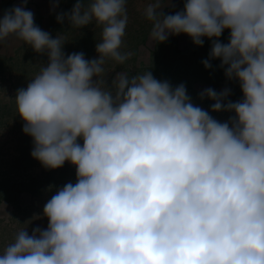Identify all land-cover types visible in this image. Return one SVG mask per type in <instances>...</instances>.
<instances>
[{"label": "clouds", "instance_id": "clouds-1", "mask_svg": "<svg viewBox=\"0 0 264 264\" xmlns=\"http://www.w3.org/2000/svg\"><path fill=\"white\" fill-rule=\"evenodd\" d=\"M163 8L155 0L145 9L152 42L186 34L202 46L208 38L205 69L219 59L238 81L242 100L228 101L229 89L199 94L213 101L211 112L234 113L227 122L195 106L184 84L173 88L150 71L118 73L114 93L101 87L105 58L127 59L119 51L126 0H76L57 15L77 29L103 26L92 60L65 57L62 37L35 25L26 0L0 18V42L15 36L47 55L15 95L31 157L47 169L76 168V182L43 207L47 227L19 230L0 264H264V0Z\"/></svg>", "mask_w": 264, "mask_h": 264}, {"label": "rangeland", "instance_id": "rangeland-1", "mask_svg": "<svg viewBox=\"0 0 264 264\" xmlns=\"http://www.w3.org/2000/svg\"><path fill=\"white\" fill-rule=\"evenodd\" d=\"M67 1L71 3V7H65L64 0H61L60 8L57 9L60 14L69 13L76 3L73 0ZM154 2L155 0H126L128 21L119 51L127 54V59L118 63L105 58L102 65L104 71L97 77L99 81H103L101 87L114 93L118 73L132 77L150 71L155 79L168 81L173 88L184 84L187 95L195 106L208 111L215 120L227 122L234 113L211 112L213 101L200 99L199 94L208 88L218 93L229 89L227 100L236 102L242 100L238 81L225 77V69L219 67L220 64L216 65L220 60L215 64L211 61V67L205 69L202 61L209 57H204L206 53L203 48L195 45L193 50L181 49L177 45L180 40L185 43L187 39L191 40L186 34L168 38L164 48H160L158 44L154 46L150 40L153 22L145 16V9ZM161 3L164 15H169L181 11L185 0H168V6L166 0H161ZM56 17L36 26L53 38L57 35L62 37L65 42L62 46L65 57L82 52L86 60L97 58L96 44L101 42L103 26H98L93 21L88 26L77 29L66 19L63 23H58ZM223 35L229 34L222 33L220 37ZM149 41L151 44L148 45ZM207 42L208 40L203 44ZM166 47L168 48L165 49ZM43 65H47L46 54L35 53L25 43L21 47L9 41L0 42V254L14 242L19 230L26 228L31 235L34 228H46L48 220L42 215L44 205L58 189L69 182H76V168L70 162L66 161L58 169H47L31 157L32 138L22 131L24 121L17 115V90L26 88Z\"/></svg>", "mask_w": 264, "mask_h": 264}, {"label": "crops", "instance_id": "crops-1", "mask_svg": "<svg viewBox=\"0 0 264 264\" xmlns=\"http://www.w3.org/2000/svg\"><path fill=\"white\" fill-rule=\"evenodd\" d=\"M145 1V0H142ZM73 2H76V0H73ZM86 2H89V0H84V4L87 6ZM24 3V0H0V18H2L4 12L6 10H9L15 6H19L20 4ZM58 3V6L53 8V4ZM61 0L57 1V0H26V9L30 10L33 15H34V23L35 25H41L47 21H51L53 16H57L58 14H60V11L58 12V8H60L59 6L61 5ZM63 5L65 7H71V3L67 0H64ZM74 6V5H73ZM72 6V8H73ZM223 33L229 34V30L226 29V31L224 30ZM172 35H170L168 38H171ZM228 37L229 35H223L222 37H219V42L221 43H227L228 42ZM203 41L208 40V42L205 44H203L202 46H197V47H201L203 48V50H205V56L204 57H209V52H210V48H211V44L210 42H212L210 39L207 38H202ZM9 41V43H14L16 46H24V42L18 40L15 36H10L6 41H4V43H7ZM150 41L148 42L149 45ZM152 43V41H151ZM150 43V44H151ZM154 43V42H153ZM164 44H166L165 42L163 43H158V45H160V48H164ZM157 45V43H154V46ZM178 46H180V48L186 51H189L190 49L193 50L195 47V45H193V43H191L190 39H187L186 43L183 40H180L177 44ZM148 47V46H147ZM170 47V46H168ZM168 47H166L165 49H167ZM200 48V49H201ZM204 53V52H203ZM217 60L219 59H213L210 60V62L212 61V64H215L217 62ZM220 63H217L216 65H219ZM222 78V76L220 77V79Z\"/></svg>", "mask_w": 264, "mask_h": 264}]
</instances>
